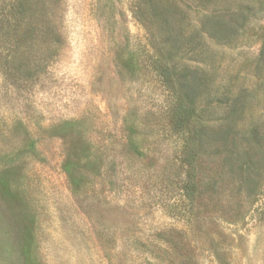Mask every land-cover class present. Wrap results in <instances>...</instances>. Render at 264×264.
<instances>
[{"label": "rangeland", "instance_id": "rangeland-1", "mask_svg": "<svg viewBox=\"0 0 264 264\" xmlns=\"http://www.w3.org/2000/svg\"><path fill=\"white\" fill-rule=\"evenodd\" d=\"M0 264H264V0H0Z\"/></svg>", "mask_w": 264, "mask_h": 264}, {"label": "trees", "instance_id": "trees-1", "mask_svg": "<svg viewBox=\"0 0 264 264\" xmlns=\"http://www.w3.org/2000/svg\"><path fill=\"white\" fill-rule=\"evenodd\" d=\"M187 149V150H186ZM186 154L188 155V156H190L192 159H193V157H194V154L192 153V150L193 149H190L189 147H186ZM191 153V154H190Z\"/></svg>", "mask_w": 264, "mask_h": 264}]
</instances>
